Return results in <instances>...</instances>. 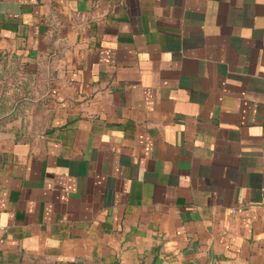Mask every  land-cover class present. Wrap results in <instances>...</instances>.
Returning a JSON list of instances; mask_svg holds the SVG:
<instances>
[{"label":"crops","instance_id":"1","mask_svg":"<svg viewBox=\"0 0 264 264\" xmlns=\"http://www.w3.org/2000/svg\"><path fill=\"white\" fill-rule=\"evenodd\" d=\"M12 58L0 264H264V0H0Z\"/></svg>","mask_w":264,"mask_h":264},{"label":"rangeland","instance_id":"2","mask_svg":"<svg viewBox=\"0 0 264 264\" xmlns=\"http://www.w3.org/2000/svg\"><path fill=\"white\" fill-rule=\"evenodd\" d=\"M20 65L21 63L18 64L12 58L6 65L3 64L0 67V98L3 101L2 105L10 109H17L15 112L19 111L21 114L26 110L31 111L32 108L38 110L43 104L49 105V102L46 101L49 98H45L43 103L41 97L46 88L42 83L45 77L44 72L37 71L35 77H31L24 69L25 67L21 68ZM50 78L52 77L50 76Z\"/></svg>","mask_w":264,"mask_h":264},{"label":"built area","instance_id":"3","mask_svg":"<svg viewBox=\"0 0 264 264\" xmlns=\"http://www.w3.org/2000/svg\"><path fill=\"white\" fill-rule=\"evenodd\" d=\"M2 241V239H1V228H0V242Z\"/></svg>","mask_w":264,"mask_h":264}]
</instances>
